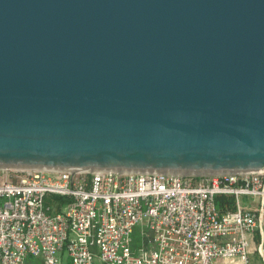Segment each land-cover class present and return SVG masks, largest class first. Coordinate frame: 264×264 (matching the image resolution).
<instances>
[{
  "label": "water",
  "instance_id": "water-1",
  "mask_svg": "<svg viewBox=\"0 0 264 264\" xmlns=\"http://www.w3.org/2000/svg\"><path fill=\"white\" fill-rule=\"evenodd\" d=\"M264 174V0H0V169Z\"/></svg>",
  "mask_w": 264,
  "mask_h": 264
},
{
  "label": "built area",
  "instance_id": "built-area-1",
  "mask_svg": "<svg viewBox=\"0 0 264 264\" xmlns=\"http://www.w3.org/2000/svg\"><path fill=\"white\" fill-rule=\"evenodd\" d=\"M264 264V174L0 169V264Z\"/></svg>",
  "mask_w": 264,
  "mask_h": 264
},
{
  "label": "rangeland",
  "instance_id": "rangeland-1",
  "mask_svg": "<svg viewBox=\"0 0 264 264\" xmlns=\"http://www.w3.org/2000/svg\"><path fill=\"white\" fill-rule=\"evenodd\" d=\"M29 260L32 262H29L28 264H34L33 262H35V261H37L38 263L41 262L39 258H34V257H30ZM66 264H71V262L68 261ZM101 264H103V263H101Z\"/></svg>",
  "mask_w": 264,
  "mask_h": 264
},
{
  "label": "crops",
  "instance_id": "crops-1",
  "mask_svg": "<svg viewBox=\"0 0 264 264\" xmlns=\"http://www.w3.org/2000/svg\"><path fill=\"white\" fill-rule=\"evenodd\" d=\"M39 259H40V258H39ZM40 261H41L40 263H38L37 261H35V262H33V263H34V264H43L41 259H40ZM30 262H32V261H30Z\"/></svg>",
  "mask_w": 264,
  "mask_h": 264
},
{
  "label": "trees",
  "instance_id": "trees-1",
  "mask_svg": "<svg viewBox=\"0 0 264 264\" xmlns=\"http://www.w3.org/2000/svg\"><path fill=\"white\" fill-rule=\"evenodd\" d=\"M29 262H30V260H29Z\"/></svg>",
  "mask_w": 264,
  "mask_h": 264
}]
</instances>
